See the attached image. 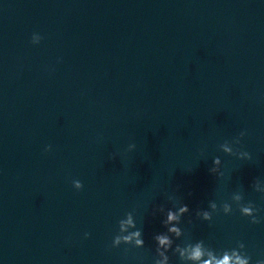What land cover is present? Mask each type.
<instances>
[{"label": "water", "instance_id": "water-1", "mask_svg": "<svg viewBox=\"0 0 264 264\" xmlns=\"http://www.w3.org/2000/svg\"><path fill=\"white\" fill-rule=\"evenodd\" d=\"M241 131L251 160L219 149ZM215 157L223 178L209 173ZM255 179L264 0H0V264H152L166 231L152 208L172 207L169 195L191 210L186 235L243 241L255 260L264 221L234 204L211 224L195 218L236 191L264 217ZM129 211L146 248L109 250Z\"/></svg>", "mask_w": 264, "mask_h": 264}, {"label": "clouds", "instance_id": "clouds-1", "mask_svg": "<svg viewBox=\"0 0 264 264\" xmlns=\"http://www.w3.org/2000/svg\"><path fill=\"white\" fill-rule=\"evenodd\" d=\"M41 39L39 34L34 33L31 43L39 44ZM245 135L246 132L241 131L231 141L225 140L219 145L220 151L240 160H251L252 155L249 152L236 147L241 144ZM135 148V144H129L128 151H133ZM45 150H51V146L49 145ZM112 158H115L114 155ZM221 166L220 157H215L209 173L217 178H223L224 172L221 170ZM73 187L79 191L83 189V184L79 180H74ZM251 187L255 192L264 196V182L260 179H255ZM168 200L173 202L172 207L166 208L165 205L160 204L152 208L154 217L157 214L163 216L162 225L166 229V231L153 236L155 254L152 257V264H174L173 257H176L177 264H264V254L254 260L243 241L237 240L235 247L217 249L206 243L204 239H193L186 235L180 225L183 223L182 218L190 215L191 210L187 204L179 202L174 195H169ZM233 204L241 216L249 219L250 224L258 225L264 221V217L260 216L261 209L256 204L252 201L244 202L242 191L232 193L231 203L225 201L218 206L216 201L209 200L207 209L198 208L195 210V218L211 224L214 214L222 212L226 216L232 215L234 213ZM188 222L192 223V220L190 219ZM117 227L118 231L111 239L109 250L118 249L121 245L127 246L124 248L126 253L133 249L146 248L143 228L142 226L138 227L133 211L126 212L124 217L117 221ZM89 235V233L84 234L85 238H88ZM177 241L182 242L177 243Z\"/></svg>", "mask_w": 264, "mask_h": 264}]
</instances>
